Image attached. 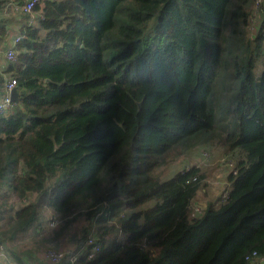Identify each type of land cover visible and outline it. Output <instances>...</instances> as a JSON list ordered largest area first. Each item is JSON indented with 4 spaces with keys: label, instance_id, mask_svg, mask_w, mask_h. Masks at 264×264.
I'll return each mask as SVG.
<instances>
[{
    "label": "trees",
    "instance_id": "obj_1",
    "mask_svg": "<svg viewBox=\"0 0 264 264\" xmlns=\"http://www.w3.org/2000/svg\"><path fill=\"white\" fill-rule=\"evenodd\" d=\"M231 1L39 0L30 14L26 0H0V47L18 38L0 74L19 93L0 114L7 257L42 264L37 252L58 250L82 220L58 264H262L264 17L251 34L256 0L231 11L226 41ZM214 141L233 173L194 213L201 170L154 172ZM89 235L101 250L72 262Z\"/></svg>",
    "mask_w": 264,
    "mask_h": 264
},
{
    "label": "rangeland",
    "instance_id": "obj_2",
    "mask_svg": "<svg viewBox=\"0 0 264 264\" xmlns=\"http://www.w3.org/2000/svg\"><path fill=\"white\" fill-rule=\"evenodd\" d=\"M250 7L251 5L249 0L231 1L226 19V25H228L225 28L226 41H228L230 31L236 26L237 21L240 20V17L238 19L235 17V15L229 18L231 11L233 12L236 9H239V13L242 14L243 12L249 11ZM251 9H255V14H252V18L249 21L250 27L248 25L247 30L252 34L254 32V28L259 25L258 23L262 21V18L264 17V0H256L252 4ZM259 10L263 11V13L260 14ZM240 24H242V20L240 21ZM242 26V31H245V26L243 24ZM262 68V63L258 61L257 65H255L254 73L258 76L261 73ZM216 144L217 141H214L212 145H208L206 147H192L182 157L174 159L170 162V164L158 168L154 172V175L158 176L159 179L166 180L170 178L177 170L187 166H196L201 170L202 174L206 178V182L203 189L198 193L197 199L193 205L194 213L201 212L206 208L210 201L216 200V198H219L224 193L228 187L227 176L229 173H233L232 169L235 158L232 154V151L229 149L228 145L220 147ZM82 225V220H78L74 225H72V228L64 244L59 247L58 250L64 251V249H70L69 244L72 242L75 243V241H71L69 243V240L72 236H79ZM49 226L48 227L51 229L56 228V224L54 226L50 224ZM27 243H29L31 246L34 244L31 241H28ZM64 245L68 248H66ZM58 250L53 249L52 251ZM46 251L48 250L44 249V251L41 250L36 254L37 259H40L42 264H47L45 263L46 261L44 260V257H42ZM262 264H264V260L262 261Z\"/></svg>",
    "mask_w": 264,
    "mask_h": 264
},
{
    "label": "built area",
    "instance_id": "obj_3",
    "mask_svg": "<svg viewBox=\"0 0 264 264\" xmlns=\"http://www.w3.org/2000/svg\"><path fill=\"white\" fill-rule=\"evenodd\" d=\"M39 0H26L25 5L22 7V10L27 13H32L33 6L38 2ZM34 15H32L30 19V23L34 22ZM18 42V38L13 39L11 42L6 44L4 47H0V74L4 70V66L11 62L15 63L17 62V49L15 48L16 44ZM16 81L14 78L10 76H5V79L3 80L2 85L0 86V114L5 115L9 113H13L15 110V103L11 100V92L16 87ZM50 224L54 226L56 223L51 218ZM88 248L87 257L89 259H94L96 254L101 250V245L98 242L97 238H95L93 235H89L87 239L84 241V243L78 247L77 249H73V252H69L68 254L71 256L70 260L73 262L75 261L76 255L82 250V248ZM66 255L65 251H52L48 250L44 253L43 257L49 261L50 264H58L63 257ZM2 256V259L6 261L7 264H16L13 259L10 257H7L4 253V246H0V257Z\"/></svg>",
    "mask_w": 264,
    "mask_h": 264
},
{
    "label": "water",
    "instance_id": "obj_4",
    "mask_svg": "<svg viewBox=\"0 0 264 264\" xmlns=\"http://www.w3.org/2000/svg\"><path fill=\"white\" fill-rule=\"evenodd\" d=\"M11 100L14 103L18 102V100H19V93H18L17 88H15V89L12 90V92H11Z\"/></svg>",
    "mask_w": 264,
    "mask_h": 264
},
{
    "label": "crops",
    "instance_id": "obj_5",
    "mask_svg": "<svg viewBox=\"0 0 264 264\" xmlns=\"http://www.w3.org/2000/svg\"><path fill=\"white\" fill-rule=\"evenodd\" d=\"M71 248V247H70ZM43 257V256H42ZM45 260V259H44ZM0 264H7L4 259H2V256L0 257Z\"/></svg>",
    "mask_w": 264,
    "mask_h": 264
}]
</instances>
